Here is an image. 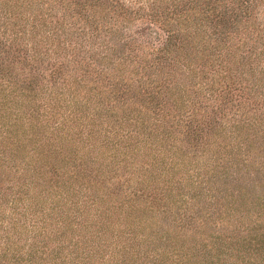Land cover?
Instances as JSON below:
<instances>
[{"label": "trees", "instance_id": "1", "mask_svg": "<svg viewBox=\"0 0 264 264\" xmlns=\"http://www.w3.org/2000/svg\"><path fill=\"white\" fill-rule=\"evenodd\" d=\"M0 264H264V0H0Z\"/></svg>", "mask_w": 264, "mask_h": 264}, {"label": "rangeland", "instance_id": "2", "mask_svg": "<svg viewBox=\"0 0 264 264\" xmlns=\"http://www.w3.org/2000/svg\"><path fill=\"white\" fill-rule=\"evenodd\" d=\"M124 26H127V27H125L124 29L123 28H118V29L120 31H122V32H125V29L126 28L129 29L128 31H130L132 29V25H130V23H128V24H126ZM149 28H150V36L152 37L153 40H155L156 37L157 38H162L163 37V31L158 26H156L155 24L149 25ZM142 29L145 32L148 31V29L145 28V27L142 28ZM152 31H155L156 34L153 33ZM100 33L103 34V33H105V31H100ZM101 64H105V62L102 61ZM73 66H74V63L72 61H69V62L64 63L63 66L61 67V75L62 76H65V78L67 79L66 82H64V84H66V85L67 84H70L72 81H76L75 71H74ZM97 66L100 67L99 65H97ZM104 66H102V68H105L106 67L105 68L106 70L110 68V67H107V66L104 67ZM40 67H41L40 70H42V72H41L42 73V78L40 79V81H41L42 84H45V86H53L51 88L52 90L64 91L63 92V94H64L63 96L65 98H68L69 95H73V96H76L78 98H80L82 96V94H83L82 93V89H83L82 87L77 86L76 87V90H65V88H64V86L62 84V82L64 80H62V79L56 78L55 81L50 80V82L48 83V81H47L48 80V77L46 75V73L48 72V69H43L44 67H47V66H45V63H41V66ZM58 79H59V81H58ZM85 82L90 84V82L87 81V80ZM94 85L97 86V87H99V83L98 82H96ZM146 114H149V113H146ZM49 116L50 117L48 119H51V120H49L48 122H50V123H53V122L56 123L57 121H59V117H57V116L55 117V114L54 113L50 112L49 113Z\"/></svg>", "mask_w": 264, "mask_h": 264}]
</instances>
